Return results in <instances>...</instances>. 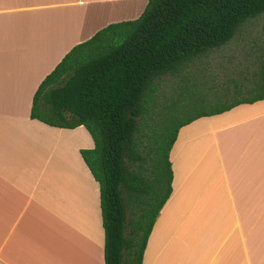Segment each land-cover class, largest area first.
Segmentation results:
<instances>
[{
	"label": "crops",
	"instance_id": "obj_1",
	"mask_svg": "<svg viewBox=\"0 0 264 264\" xmlns=\"http://www.w3.org/2000/svg\"><path fill=\"white\" fill-rule=\"evenodd\" d=\"M146 0H0V264H103L83 126L29 117L41 79L75 44ZM171 191L141 264H264V100L181 126Z\"/></svg>",
	"mask_w": 264,
	"mask_h": 264
},
{
	"label": "trees",
	"instance_id": "obj_2",
	"mask_svg": "<svg viewBox=\"0 0 264 264\" xmlns=\"http://www.w3.org/2000/svg\"><path fill=\"white\" fill-rule=\"evenodd\" d=\"M263 12L264 0H146L136 18L73 45L38 83L29 117L81 125L91 138L79 153L98 186L103 264H141L171 191L178 129L264 100V31L241 72L218 80L204 64Z\"/></svg>",
	"mask_w": 264,
	"mask_h": 264
},
{
	"label": "rangeland",
	"instance_id": "obj_3",
	"mask_svg": "<svg viewBox=\"0 0 264 264\" xmlns=\"http://www.w3.org/2000/svg\"><path fill=\"white\" fill-rule=\"evenodd\" d=\"M262 31H264V12L256 18L244 22L239 27L238 35L234 40L213 52L204 61L206 69L212 70L218 80L219 78L224 79L225 77L233 76V73L239 72V70L241 72L244 66H248L247 62L250 59L248 53H252V51H249L251 39H255Z\"/></svg>",
	"mask_w": 264,
	"mask_h": 264
}]
</instances>
